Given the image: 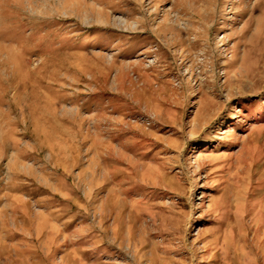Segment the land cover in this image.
Returning <instances> with one entry per match:
<instances>
[{
  "label": "rangeland",
  "instance_id": "obj_1",
  "mask_svg": "<svg viewBox=\"0 0 264 264\" xmlns=\"http://www.w3.org/2000/svg\"><path fill=\"white\" fill-rule=\"evenodd\" d=\"M0 264H264V0H0Z\"/></svg>",
  "mask_w": 264,
  "mask_h": 264
}]
</instances>
